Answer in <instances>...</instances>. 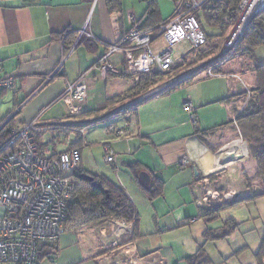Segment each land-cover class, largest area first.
<instances>
[{"label":"crops","instance_id":"1","mask_svg":"<svg viewBox=\"0 0 264 264\" xmlns=\"http://www.w3.org/2000/svg\"><path fill=\"white\" fill-rule=\"evenodd\" d=\"M185 1L157 0L162 22L185 10ZM147 9L140 0H0L3 76L14 77L16 87L0 88V129L8 121L11 127L37 122L41 154L50 158L73 148L79 140L78 125L89 123V168L82 157L86 143L80 150V168L122 186L140 217L137 230L133 223L114 218L87 224L74 219L53 253L58 264H190L188 258L204 250L206 242H217L207 237V231L214 235L222 228L212 227L214 220L202 217L206 204L199 181L222 169L228 172L250 156L234 126L243 87L227 75L245 70H235L231 64L222 70L226 75L199 74L179 83L181 79L141 100L129 113L110 116L142 95L131 91L135 78L116 73L103 78L92 69L107 46L129 31L130 16L144 22ZM83 30L97 40L84 43V34L78 42ZM113 60L123 67L122 54ZM84 74H88V95L82 104L85 115L78 117L63 93L67 83ZM248 80L255 87L253 72ZM187 100L196 107V122L184 109ZM115 126L126 133L118 136ZM49 135L62 140L63 148L50 151L45 141ZM106 143L116 153L115 165L104 162ZM184 158L187 164L182 165ZM141 172L151 176L147 188L155 187L158 178L163 181L162 195L148 194ZM206 260L202 256L192 264Z\"/></svg>","mask_w":264,"mask_h":264},{"label":"built area","instance_id":"2","mask_svg":"<svg viewBox=\"0 0 264 264\" xmlns=\"http://www.w3.org/2000/svg\"><path fill=\"white\" fill-rule=\"evenodd\" d=\"M140 1L148 5L147 14L157 2ZM203 2L185 1V10H179L172 19L152 30H144L140 21L130 16L129 31L118 43L107 46L106 52L92 72L105 78L109 73L131 76L170 71L175 65L174 47L178 43L188 40L193 48H198L207 42V37L193 14ZM244 2L245 0L240 4L243 13ZM84 34L85 38L97 40L91 33L83 30L78 35V42ZM161 37L165 39L166 46L156 51L153 45ZM227 51L229 49L225 50ZM117 54L124 56L121 68L113 60ZM229 58L230 56L211 66L207 71L208 76L226 75L220 71L217 73L216 69ZM57 72L47 78V81L53 79ZM3 73V60L0 56V88L15 90V78L4 77ZM188 73L167 79L150 92L155 95L187 78L192 72ZM227 75L240 79L236 73ZM87 79L88 74H84L78 80L67 83L64 90L63 99L74 115L83 113L82 104L88 95ZM242 85L243 92L250 98L251 91L246 84ZM141 97L113 110L110 116L129 113L140 102ZM184 109L190 113L191 120L196 122V107L191 100L184 103ZM238 114L234 117V122L239 129L236 123ZM37 131V122L13 127L6 141L0 146V264H58L53 253L57 252L59 241L66 232L68 203L73 199L74 192L72 175L80 164L81 153L79 148H72L54 157L42 156L37 142ZM113 132L118 136L126 133L116 126L113 127ZM104 148L106 162L117 164L112 145L106 143ZM181 164H187V160L184 158Z\"/></svg>","mask_w":264,"mask_h":264},{"label":"rangeland","instance_id":"3","mask_svg":"<svg viewBox=\"0 0 264 264\" xmlns=\"http://www.w3.org/2000/svg\"><path fill=\"white\" fill-rule=\"evenodd\" d=\"M242 13V10H240L239 19ZM258 14H261V18L264 19V9L259 11L255 16ZM239 19L228 29H226L223 37H216L214 40H209L210 42L208 41L207 44H204L201 47L193 48L188 40H183L178 43L174 47L175 59H180L187 55V60L185 59L178 66V70L175 71L174 69L172 72L168 73L165 77L166 81L173 76L186 74L188 72H192L188 77L198 76L199 74L205 75L211 66L217 65L226 57L230 56L226 63L216 69V72L219 73L218 71H220L222 73L223 68L227 64H231V68H234L235 70H245V72L243 71L242 73H236L240 79L235 78L241 85L246 84L248 89L251 91L250 98L246 92H243V96L241 98L242 103L239 106L238 113L240 114L245 111V109L248 108L249 102L254 97L252 84H250V81L248 80V77L252 74L250 68L254 64L264 63V46H259L253 49L252 55H250V53L242 55V50L244 47L241 46V43L247 28L246 27L243 31L244 33L240 36L237 42H235L233 45H230L229 48L228 41L230 40L233 30L237 26ZM204 26L211 33H220L219 29L210 28L205 23ZM164 46H166V41L163 37H161L156 40L153 48L154 50L158 51L164 48ZM236 46L238 47L235 49ZM215 47V54L206 57L207 52L212 51V48L214 49ZM226 49H229V51L225 52ZM138 79L139 78H137V80ZM241 80L244 83H242ZM162 83L152 86L148 91L143 92L141 95L150 92L153 88ZM82 114H78L76 116L79 117L82 116ZM236 123L238 124L237 118ZM234 126L240 132V129L237 128L235 122ZM76 130L79 134L78 139L80 140V143H82V146H84L85 143L87 144L82 150V157L83 162L85 163L84 165L89 168V156L92 152L89 151V123H82L78 125ZM82 130H84L83 133ZM239 138H241V140L244 141L248 146V143L242 138V136H239ZM1 139L2 138L0 137V145L4 141V139ZM45 141L47 142L50 151H52L54 148L60 150L64 146L62 140L58 138L54 139L52 135H49ZM93 154L97 157L100 164L97 151L94 150ZM249 154L250 156L247 160L237 161L232 169L228 170V172L222 169L217 171V173L215 172L217 175L214 178H203L199 181L200 194L206 204L204 207L205 209L211 208L215 211L214 208H216V206L224 204L220 212L216 213L217 216L215 215L211 226L214 228L222 226L220 230L221 232L216 231L218 235L223 234L224 232L227 233L226 236L217 239V242L215 243L206 242L207 244L203 250V253L205 254L204 256L207 258L205 264H258L256 255L260 250L262 239L264 237V195L257 196L253 199H248L242 202H232L229 204L225 203L231 200H239L251 194H259L263 191L260 180L256 176L257 165L252 159L250 149ZM103 156L104 155H102V157ZM103 159L105 164L111 165L105 161V158ZM244 171H246L250 177L248 182L245 181L243 175ZM207 220L211 219L208 218ZM199 221L200 226L205 224L202 219ZM230 222H234V225L230 224ZM262 262L264 264V257Z\"/></svg>","mask_w":264,"mask_h":264},{"label":"trees","instance_id":"4","mask_svg":"<svg viewBox=\"0 0 264 264\" xmlns=\"http://www.w3.org/2000/svg\"><path fill=\"white\" fill-rule=\"evenodd\" d=\"M241 2L242 0H204L201 7L193 12L201 29L207 37L206 44L209 40H214L216 37H223L226 29H228L239 19ZM158 14L159 13L157 11L155 2V4L151 7V11L148 14L146 13L147 19L144 22L140 21L142 28L144 30H152L158 25L166 22H162ZM204 23L210 28L219 29L220 33L214 34L209 32L204 26ZM62 39L65 44L68 45L70 43L69 40L65 38L64 34ZM83 42L90 44L92 40L86 38L83 40ZM241 46L244 47L242 50V55L246 53H250V55H252L253 49L259 46H264V19L261 18V14L255 16L248 24L242 38ZM215 51L216 47L214 49L212 48V51L207 52L206 57L214 55ZM186 56L187 55L182 58L179 64L175 63L170 71H154L151 73L131 75L130 77L135 78V85L131 90L133 93H135L134 96L141 95L143 92L148 91L152 86L166 81L165 77L167 74L172 72L174 69L175 71L178 70V66L185 59L187 60ZM250 70L256 76V85L253 87L254 97L249 102L248 108L240 113L237 119L241 136L248 143L252 159L256 162V176L260 180L263 191L259 194L248 195L239 200L225 202L226 204L232 202H242L248 199H253L257 196L264 195V63L254 64ZM137 78L139 79L137 80ZM182 80L183 81H180L179 83L188 82L191 80V77H187ZM83 115H85V112H83L82 116ZM10 125L11 123L8 121L0 129V137L4 139V141H6L11 128H13ZM82 147V143H80V140H78L73 148H79L81 150ZM216 173L206 176L205 179L214 178L217 175ZM243 175L245 181L248 182L250 177L248 176L247 172L244 171ZM72 181L74 185V192L73 199L68 203L66 229L68 228V224L70 222L75 223L76 220L80 221V224H87L99 222L108 218H114L117 220H125L129 223H133L135 229L137 230L140 222L139 213L132 199L122 186L111 181L104 175L86 172L80 168V165L78 166L76 173L72 175ZM162 186L163 181L158 178L155 187L147 188L149 186H146L145 189L147 190L148 194L154 198L162 195ZM223 205L216 206V208H214L215 211L211 208L203 209L202 217L213 220L215 215L217 216L216 213L220 212ZM74 219L75 221H73ZM230 224L234 225V222H230ZM206 235L211 239H220L223 236H226L227 233L224 232L221 235L214 233L213 235L212 230H209L207 231ZM202 256H204V254L203 250L201 249L197 254L188 258V261L190 264H192V262H196ZM256 256L258 264H263L262 259L264 257V237L262 239L260 250Z\"/></svg>","mask_w":264,"mask_h":264},{"label":"bare ground","instance_id":"5","mask_svg":"<svg viewBox=\"0 0 264 264\" xmlns=\"http://www.w3.org/2000/svg\"><path fill=\"white\" fill-rule=\"evenodd\" d=\"M262 6H264V0H245L243 4L244 13L237 23V26L233 30V34L228 41L229 46L235 43L240 38L247 23Z\"/></svg>","mask_w":264,"mask_h":264},{"label":"water","instance_id":"6","mask_svg":"<svg viewBox=\"0 0 264 264\" xmlns=\"http://www.w3.org/2000/svg\"><path fill=\"white\" fill-rule=\"evenodd\" d=\"M264 9V6H262L255 14H254V16L250 19V21L247 23V25H246V27L248 26V24L251 22V20L255 17V15L259 12V11H261V10H263ZM240 19H241V17H240ZM239 19V20H240ZM239 22V21H238ZM245 27V28H246ZM244 33V32H243ZM152 95V92H148V93H146V94H144L140 99L141 100H144V99H146V98H148L149 96H151ZM140 100V101H141ZM91 179H92V177H91ZM140 179H141V181L143 182V184L145 185V186H150V183H151V176H150V174L149 173H147V172H141L140 173Z\"/></svg>","mask_w":264,"mask_h":264}]
</instances>
